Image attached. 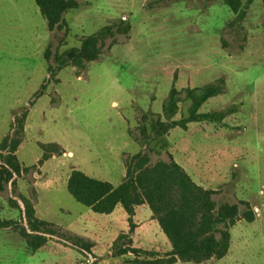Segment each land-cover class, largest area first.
<instances>
[{"label":"rangeland","instance_id":"rangeland-1","mask_svg":"<svg viewBox=\"0 0 264 264\" xmlns=\"http://www.w3.org/2000/svg\"><path fill=\"white\" fill-rule=\"evenodd\" d=\"M79 2L65 14L71 30L51 31L35 0H0V143L28 109L17 155L23 165H35L17 178L16 194L11 184L0 192V264H136L150 257L120 254L127 246L167 257L170 242L149 208H138L131 223L121 206L111 214L94 212L67 187L73 168L118 186L123 161L139 151L152 164L171 153L193 179L218 190V204L247 200L255 211L254 221L241 219L231 228L223 258L174 264H264L263 0H254L241 19L225 0ZM121 19L129 33L109 37L81 74L69 66L50 76V44L54 63L56 54ZM216 82L223 92L200 111L234 105L235 113L222 123L191 122L154 135L153 119L167 121L163 105L173 85L184 98L187 88ZM189 105L181 101L172 119L187 116ZM52 143L63 154L40 164L43 145ZM20 193L35 204L37 217L53 223L54 234L37 250L24 232Z\"/></svg>","mask_w":264,"mask_h":264},{"label":"trees","instance_id":"trees-1","mask_svg":"<svg viewBox=\"0 0 264 264\" xmlns=\"http://www.w3.org/2000/svg\"><path fill=\"white\" fill-rule=\"evenodd\" d=\"M254 0H225L233 11L239 12V18ZM264 2V0H263ZM42 16L47 20L51 31L58 29L71 30L65 14L81 6L79 0H35ZM130 25L126 20L107 24L97 32L86 35L78 46L65 49L56 54L54 63L51 62L52 45L45 53L48 61V71L55 77L62 69L75 66L77 74L87 67V64L96 61L109 37L115 34H128ZM45 84L39 92H42ZM185 97L172 86L169 97L163 105L167 121L153 119L151 129L156 137L165 134L169 128H187L191 122L222 123L224 119L237 111V106L227 109L201 112L203 104L211 97L223 92L222 84L211 83L203 87H192L185 90ZM190 101L188 115L180 119H172L179 111L181 101ZM29 110L26 109L20 116H16L13 133L4 136L0 143V192L12 185L13 193L17 191V178L32 170L35 165H23L17 155L20 144L25 135V122ZM146 133L145 129L143 130ZM44 153L39 163H44L53 154L61 155L64 150L56 143L50 146L43 145ZM125 175L118 186L107 180L94 178L85 172L73 168L67 181V187L73 197L80 203L90 207L94 212L111 214L117 206H121L128 214L129 221H133L136 208L147 205L154 218L170 242L171 249L167 257L152 258V252L137 247H122L120 254L140 253L150 254L148 259H134L136 264H174L178 259L188 262L202 263L212 258L221 259L228 254L232 233L231 228L237 221L244 219L247 222L255 220L256 215L251 203L247 200L218 204L214 196L218 190L204 187L196 182L186 168L169 153V159H160L151 163L147 152L139 151L125 158ZM19 199L25 206V217L28 227L24 232L30 236L31 246L37 250L46 240V234H54L50 227L52 222L41 219L36 215L35 204L25 194L20 193ZM10 203L21 208L14 197ZM241 205L245 206L242 211ZM11 224L12 221L6 222ZM133 225V224H132ZM51 228V229H50ZM132 232L135 230L132 227ZM30 230L33 233H29ZM89 249V245L84 244Z\"/></svg>","mask_w":264,"mask_h":264},{"label":"crops","instance_id":"crops-1","mask_svg":"<svg viewBox=\"0 0 264 264\" xmlns=\"http://www.w3.org/2000/svg\"><path fill=\"white\" fill-rule=\"evenodd\" d=\"M195 180V179H194ZM196 181V180H195ZM197 182V181H196ZM199 183V182H198ZM199 184H201V183H199ZM201 185H203V184H201ZM142 206H144V207H146V208H149L147 205H142ZM142 206H139V207H137L136 208V213H137V211H138V208H140V207H142ZM150 209V208H149ZM150 214H152V212H150ZM163 232V231H162Z\"/></svg>","mask_w":264,"mask_h":264}]
</instances>
